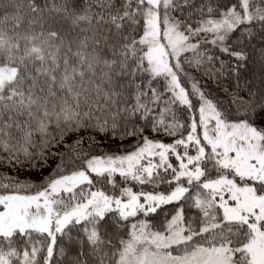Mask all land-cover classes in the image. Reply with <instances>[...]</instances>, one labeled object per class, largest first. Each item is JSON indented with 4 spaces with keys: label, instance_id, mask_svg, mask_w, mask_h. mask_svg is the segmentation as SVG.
Returning a JSON list of instances; mask_svg holds the SVG:
<instances>
[{
    "label": "snow or ice",
    "instance_id": "snow-or-ice-1",
    "mask_svg": "<svg viewBox=\"0 0 264 264\" xmlns=\"http://www.w3.org/2000/svg\"><path fill=\"white\" fill-rule=\"evenodd\" d=\"M0 264H264V0H0Z\"/></svg>",
    "mask_w": 264,
    "mask_h": 264
},
{
    "label": "trees",
    "instance_id": "trees-1",
    "mask_svg": "<svg viewBox=\"0 0 264 264\" xmlns=\"http://www.w3.org/2000/svg\"><path fill=\"white\" fill-rule=\"evenodd\" d=\"M259 46V45H258Z\"/></svg>",
    "mask_w": 264,
    "mask_h": 264
}]
</instances>
